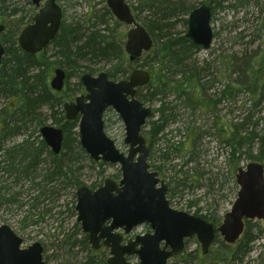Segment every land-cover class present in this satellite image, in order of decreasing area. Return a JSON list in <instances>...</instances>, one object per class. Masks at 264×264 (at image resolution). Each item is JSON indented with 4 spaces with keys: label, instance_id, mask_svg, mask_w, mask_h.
Here are the masks:
<instances>
[{
    "label": "rangeland",
    "instance_id": "374dc122",
    "mask_svg": "<svg viewBox=\"0 0 264 264\" xmlns=\"http://www.w3.org/2000/svg\"><path fill=\"white\" fill-rule=\"evenodd\" d=\"M56 1L62 9V21L77 23L83 33H86V29L94 23L93 19L89 18L90 11L96 13L97 17L104 14L105 25L95 23L94 28L100 29L105 26L106 31L103 33L119 43L124 54L122 59L112 58L111 62L108 63L103 60L97 62L84 61L79 64L81 66L77 70L69 69L71 76L66 80L65 89L68 86L71 90L70 94L73 96L68 99L64 98L63 101H71L75 96L85 92L82 85L76 84L84 72L95 75L100 71H106L110 65H119V67H124L127 70L125 76L118 75L114 77V80L125 78L134 68H141L150 74L148 83L152 81V85L157 86L153 77L154 73L149 69L156 59L153 58V52L143 53L136 62L129 61L128 54L124 51V42L130 26L119 22L114 17L105 0ZM125 1L130 6L137 22L144 25L149 21H157L162 27L164 23H170L171 25L166 27L163 32L166 31L175 38L185 34L187 17L193 8L198 7L201 3H206L211 7L210 25L214 38L207 49L199 48L192 56L197 66L206 68L203 71L205 80H215L212 89H208L210 93L220 85L233 82L231 80L234 79V75L226 70L227 62L232 56L239 59L245 55H250L264 42V30L261 24L264 15V0ZM181 6H190V9L185 12L180 10ZM0 7H4L2 10L0 9V22H6L10 31H14L13 36L16 41L19 30L25 22L32 21L37 8L34 7L31 0H0ZM104 8L108 9L110 13H106ZM12 9H16L15 14L7 16ZM45 49H47L49 56L56 53V49L50 44ZM52 59L54 58L51 57L50 60ZM145 60L148 65H142L145 64ZM65 70L67 71V69ZM31 73L33 72L31 71ZM166 73H168L167 76L170 80L169 72ZM174 79L178 78L174 77ZM146 85L142 86L140 91L145 92L146 90L143 88H146ZM171 91V94L165 97L166 100L174 99L176 93ZM253 97L247 91H239L233 96L234 99L217 103L213 111L206 106L200 108L186 107L182 99L174 100L173 104L178 105L176 121L166 127L164 132L168 133V136L164 140L151 142V138L146 133L150 125L143 128L142 132L147 144H150L147 162L151 169L157 171L160 178L166 183L170 206L200 217L206 216L210 219L209 222L214 224L221 222L223 215L229 211L238 191L235 181L237 168L245 166L247 162L253 160L247 159L245 154H239V157L231 156L230 148L219 132L218 119L223 122L237 121L247 113ZM6 103V97L0 94V109ZM144 103L155 112L154 117L151 118L155 119L159 102ZM263 108L264 103L252 110L257 112ZM55 109L56 112L58 111L57 117L60 111L64 115L62 104ZM41 110L43 114H50L48 106H43ZM104 121L106 134L114 140L120 151L126 152L127 145L123 143L124 125L118 114L109 109L104 114ZM44 124L55 125L52 117L45 119ZM40 127L37 128L35 122H31L25 128H21L19 133L6 136V139L1 143L0 190L1 194L4 193V198L0 199V225H8L21 237L23 246L35 241L40 242L43 246L45 264H107L108 248L101 245L99 249H92L80 223L76 220V188L69 182L56 180L53 183H46L47 188L53 185L51 193L45 192L37 199L32 200L31 197L36 195L37 183L42 181L46 167L40 166L36 171H31L33 173L30 177L21 178L17 183H14L12 177L4 171V165L7 161L6 156H3L5 149L20 143L26 137L38 145L42 139L39 133ZM75 130L77 131V129ZM169 131L172 132L169 133ZM167 139L169 140L167 145L173 143L175 146L169 154L168 160L164 162L160 158V153L163 149L165 151ZM69 140H71L72 164L80 184L94 189L102 185L106 177L115 180L120 178L119 165L92 160L81 148L78 134L70 132ZM64 151L61 149L60 153ZM252 153L253 155L256 153L255 149L252 150ZM190 159L192 160L189 161ZM3 186L6 188L3 189ZM248 227L255 239L250 244L251 249L248 252L238 255L241 258L238 264H264V221L253 219ZM148 230L149 227L146 224L137 226L128 234L127 241L131 240L134 235L143 234ZM219 239L222 241L220 236ZM218 242L220 241L214 242L209 248L208 254L203 258L204 264L230 263L228 260L218 261L221 258V253H219L221 245ZM185 252L200 254V246L195 238L186 240ZM196 260L197 258L186 263L177 256L171 258L167 264H196ZM130 261L139 264L135 255L130 256Z\"/></svg>",
    "mask_w": 264,
    "mask_h": 264
},
{
    "label": "water",
    "instance_id": "95a60500",
    "mask_svg": "<svg viewBox=\"0 0 264 264\" xmlns=\"http://www.w3.org/2000/svg\"><path fill=\"white\" fill-rule=\"evenodd\" d=\"M31 2L39 8L32 22L20 31L17 42L23 51L35 54L55 37L62 14L55 0ZM106 5L119 22L131 26L126 33L124 51L132 62L152 47L153 40L145 27L135 20L125 0H106ZM210 19L211 9L206 3L193 8L188 14L185 37L194 45L207 49L213 40ZM3 30L4 25L0 24V33ZM3 55L0 41V64ZM65 77L63 68H54L50 87L60 91ZM149 77V73L141 69H134L127 78L116 81L109 79L105 71L96 76L84 73L80 81L86 94L63 104L67 120L79 116V143L90 158L120 167L118 181L107 177L96 189L82 184L75 191L76 220L93 249H98L100 242L108 248L107 264H134L127 259L131 255L138 257L139 264H167L170 257L182 252L185 240L190 238L199 242L205 254L213 243L215 232L225 243L232 244L242 234L245 219L264 221V166L257 161L237 168L236 198L217 227L169 205L166 184L156 171L149 170L148 148L141 134L152 111L135 97L136 87L146 84ZM107 107H111L123 122L126 153L121 152L104 131L103 112ZM39 132L54 154L61 151V127L44 124ZM144 223L149 225L150 232L135 235L128 243L121 242L122 235L116 230L127 234ZM21 245V237L8 225H0V264H45L43 246L39 242Z\"/></svg>",
    "mask_w": 264,
    "mask_h": 264
},
{
    "label": "trees",
    "instance_id": "16d2710c",
    "mask_svg": "<svg viewBox=\"0 0 264 264\" xmlns=\"http://www.w3.org/2000/svg\"><path fill=\"white\" fill-rule=\"evenodd\" d=\"M3 8L0 7L1 10ZM104 9L106 13H110L108 9ZM189 9L190 6L180 7V10L185 12H188ZM15 10L12 9L7 16L14 15ZM172 10L173 8L170 13ZM89 18L93 19L94 23L86 29V33L82 32L77 23L62 21L59 31L50 43L56 49L53 56L47 54V49L37 54L24 52L15 41L14 31H10L8 26L0 36L5 48L0 65V94L7 99V103L0 109V146L6 136L19 133L21 128H25L31 122H35V126L38 128L49 117H52L55 125H59L64 131L62 150L65 151L63 153L54 154L43 139L39 141L38 145H35V142L28 137L4 151L3 156H6L7 159L4 171L12 177L14 183H17L21 178L30 177L33 173L31 171H36L40 166L46 167L42 181L37 183L36 195L31 197L32 200L37 199L45 192L53 191V185L47 188L46 183H53L57 180L69 182L74 188L81 185L73 168L71 140H69L70 132L77 134L75 130L77 119L66 121L62 111L57 117L58 111L56 112L55 109L65 102L64 98L68 99L73 95L70 94L71 90L68 86L62 92H55L49 87L48 79L53 68L58 66L64 70L67 69L65 72L66 80H68L71 76L69 69L77 70L81 66L79 65L81 62L103 60L108 63L112 58L122 59L124 55L122 46L103 33L106 31L105 26L100 29L94 28L95 23L105 25L104 14L97 17L96 13L90 11ZM261 21L264 30V15ZM2 23L7 25L4 21ZM26 24L27 22L24 23V25ZM170 25V23H164L162 27L157 21H149L144 24L153 39V47L150 51L153 52V58L156 59L149 69L154 73L153 77L157 86H153L151 81L146 85V88H143L146 90L145 92L138 90L137 98L143 102H159V107L156 109L157 117L147 121V125L150 126L146 133L151 138L150 141L160 142L161 139L164 140L168 136V133L164 131L170 123L176 121L177 116L178 105L173 104L174 100L182 99L186 107L206 106L213 111L217 103L234 99L233 96L237 92L244 90L254 96L251 98L247 113L234 122H223L218 119L219 132L229 146L232 157L245 154L247 159L260 161L264 166V108L257 112L252 110L264 103V42L250 55L239 59L232 56L227 62L226 70L234 75V79L231 80L233 82L220 85L210 93L208 89H212L215 80H205L203 71L206 68L197 66L192 58L199 47L187 39L185 34L175 38L166 31L163 32ZM51 57L54 59L50 60ZM142 65H148L146 60ZM31 71L33 73L30 74ZM165 71L169 72L170 80ZM106 72L109 78L114 79L118 75L125 76L127 70L119 65H110ZM174 77L178 79H174ZM76 84L81 85L80 81ZM171 89L176 95L174 99L166 100L165 97L171 94ZM234 90L236 91L234 92ZM43 106H48L49 115L42 113ZM171 132L169 131V133ZM75 141L77 142V139ZM168 142L167 139L165 151L163 149L160 153V158L164 162L168 160L169 154L175 146L173 143L167 145ZM147 146L150 148L149 143ZM253 149L256 151L254 155ZM178 171L180 172V170ZM184 173L186 174V171ZM2 188L5 189L6 186ZM1 193L0 190V199H3L4 193ZM201 217L210 221L206 216ZM250 221H244V232L235 245L226 244L219 239L218 234L215 235L213 243L220 241L218 243L221 245L219 250L221 258L218 261L228 260L229 264H238V261L241 260L238 255H243L251 249L250 244L255 237L248 227ZM207 254H202V252L200 254L184 253L183 250L179 258L186 263L197 258L196 264H204L203 258Z\"/></svg>",
    "mask_w": 264,
    "mask_h": 264
},
{
    "label": "flooded vegetation",
    "instance_id": "af4514ba",
    "mask_svg": "<svg viewBox=\"0 0 264 264\" xmlns=\"http://www.w3.org/2000/svg\"><path fill=\"white\" fill-rule=\"evenodd\" d=\"M132 13H133V12H132ZM4 25H5V24H4ZM5 27H6V25H5ZM153 113H155V112H153ZM167 193H168V187H167ZM148 231H149V230H148ZM127 238H128V235H123L122 241L125 242V243L128 242L129 240L127 241Z\"/></svg>",
    "mask_w": 264,
    "mask_h": 264
}]
</instances>
